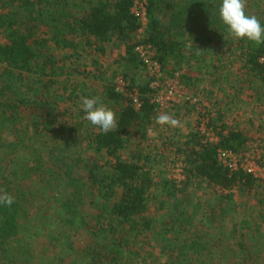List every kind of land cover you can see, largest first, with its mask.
<instances>
[{
	"label": "trees",
	"instance_id": "trees-1",
	"mask_svg": "<svg viewBox=\"0 0 264 264\" xmlns=\"http://www.w3.org/2000/svg\"><path fill=\"white\" fill-rule=\"evenodd\" d=\"M136 1L0 0V130L15 121L20 124L17 129L21 131V120L29 115L28 124L23 123L22 127L29 134L30 141L24 140L21 146L28 148L27 144H30L32 147V156L15 160L11 174L17 181L21 168L23 180L31 173L47 172L48 175L41 180L44 183L55 181L57 187L68 191L69 196L62 203L61 210L49 214L46 227L33 226L28 206L34 201L27 200L24 192L14 198L11 207L0 205V264H30L35 255L31 249L37 241L38 250L43 252L60 244L75 250L74 236L81 230H86L93 237L92 243L78 250L82 264H120L135 243L127 234L154 228L155 219L149 215V207L158 184L149 164L154 156L149 150L158 147L152 143L156 131L153 126L162 109L156 101L157 89L153 86L156 78L147 74L145 82L137 80L140 71L148 70L140 48L148 52L150 61L159 64L164 74L171 73L173 76L179 73L180 82L184 81V85L190 88L191 84L203 80L194 77L192 67L200 64L198 62H205L207 57L211 59L215 47L211 48L209 44H218L219 41L213 36L206 38V31L214 33L217 27L225 25L219 18L222 0H140L145 2L148 19L146 28L141 31V19L133 10ZM262 2L264 0H255L253 7L256 9L247 12L257 16L264 25ZM203 21L206 24L204 32H199L195 38L192 34ZM222 34L226 36L230 33ZM80 37L93 39L99 45L96 49L101 51L103 43H121L125 48V66L137 70L134 75L128 70L122 73L114 71L103 81L100 99L118 116L117 129L107 134L99 128L88 127L86 120L74 123L59 121L58 107L53 98L49 99L51 95L47 92L52 81L45 83L44 78L59 75L55 66L51 65L50 54H47L50 43L73 48ZM223 39V45H230L241 67L227 73L232 78L219 73L221 78H215L213 85L222 82L230 85L233 82L234 88L241 91L244 82L264 86V63L260 61L264 57V44L257 46L246 39ZM193 42L204 43V46L201 45L203 50L195 47ZM118 77L126 81L124 91L115 81ZM251 85L247 86L254 88ZM78 88L85 92L82 86H76L71 95ZM214 88L218 90V87ZM43 92L46 94L43 95ZM84 94L88 98L98 96L94 92ZM220 96V99L213 97L220 103L217 104L219 110L216 117L198 111L202 119H206V126L216 134V141L211 140L198 123L184 135L174 136L168 141L163 138L164 148H159L163 154L166 151L173 153L183 167L180 186L176 184V179H164L160 186L169 192V198L174 202L168 212L171 227L166 231L175 230L177 235L172 240L180 244L179 248L172 249L178 251L173 253L174 258L182 262L190 255L196 258L193 262L190 257L189 264H215L211 257L213 241L199 229L203 220L199 213L203 214L208 205L205 207L195 202L196 193L192 192V195L188 191L191 183L203 180L220 189L213 207L209 206L210 214L206 215L210 225L218 221V217L225 220L237 211L235 190L259 192L258 201L264 211V179L257 178L242 166L232 169L220 158L219 149L241 155L249 150L252 141L244 129L224 121L223 117L236 108V101L233 98L223 106L225 94L221 92ZM252 96L248 99L255 98ZM222 106L225 108L222 109ZM22 140L6 142L0 133V153H8ZM89 149L102 155V160H88L85 152ZM124 152L128 157L124 156ZM2 159H7V156L0 157ZM257 162L264 166L261 159ZM5 169L7 166L0 164L1 179L6 178ZM11 174L7 188L12 187ZM87 180L93 182L92 188L103 190L107 199L113 198L110 205L92 217L98 225L93 227L89 225L92 223L88 222L82 205ZM166 203L161 202L159 208L164 210ZM219 238L223 240L222 236ZM41 239H44L43 243ZM237 244L241 250L239 258L244 254L245 247L243 242ZM46 260L47 264L54 262L48 255ZM143 263L146 264V261Z\"/></svg>",
	"mask_w": 264,
	"mask_h": 264
},
{
	"label": "rangeland",
	"instance_id": "rangeland-1",
	"mask_svg": "<svg viewBox=\"0 0 264 264\" xmlns=\"http://www.w3.org/2000/svg\"><path fill=\"white\" fill-rule=\"evenodd\" d=\"M254 1L255 0H247V11L256 9L253 7ZM219 6H221V4ZM263 7L264 2H262V8ZM205 26L206 24L203 21L202 25L196 28L197 30L193 32L192 35L197 38L200 34L199 32H204ZM216 29L214 33L206 31L205 35L206 38L209 36L219 38L218 44H209L211 48L215 47V49H213L215 53L213 52L211 59L207 57L205 62H198L200 64L194 65L191 69L194 77H201L203 80H200V83L191 84L190 88L189 86H185L184 81L181 80L180 86H183L186 90L184 91V89L181 88L179 92L181 97L176 93L174 95V101L167 104V108H163L160 112V114L167 113L174 119L179 120L181 126L175 128L167 125L162 127L158 124L153 126V129L156 131L153 133L154 138L152 143L158 147H152L151 150H149V152L154 155L152 156L153 159L152 157L150 158L149 164L158 185L155 187L152 195L153 199L150 203L149 215L154 217L155 224L154 228L150 231L127 234V236H130L131 241L135 243L131 245V249L126 252L120 264H144V261H146V264H172L174 261V264H189L190 257L192 261L195 262L196 258H192L191 255L183 262L174 258L173 253L178 251H173L172 249L179 248L180 244L175 243L172 237H175L174 235L177 234L175 230L171 229L169 232H166L167 229L171 227L169 224L168 212L174 202L173 199L170 200L169 192H165L160 185L164 182V179H176V184L180 186L181 184L179 181L183 180V167L180 160L177 159L173 153H168L169 151H166L167 153L163 154L159 148H164V139L168 141V139L174 136L178 135L179 137L184 135L198 126V123H200V128L207 131L204 126L206 119L203 120L199 112L216 117V114L218 115L217 111L219 110L217 104H220L216 99L221 98V92L222 95L225 94L224 103L233 98H235L236 101V108L234 107L231 113L229 112L223 117L224 121L230 125L241 127L252 137L249 150L237 156H233L235 153L233 154L229 150H224L225 154L222 155V160L230 163L234 161L245 168L250 166V168L257 172V177L264 176V170L260 169L259 166L261 164L257 162L261 159L264 163V86H258L256 82L252 85L250 81L249 83L244 82L241 84V86H243V91H241L234 88L233 82H231L230 85L226 82L213 85L215 78L216 80L221 78L219 73L232 78V76L227 73L231 69L240 66V62L236 60L234 51L231 49L230 45H223V38L228 37L233 41L235 37L231 34L226 36L222 34V32L226 33L228 31L226 26L223 28L217 27ZM76 40H78V43L73 48H64L63 46L50 43V47L47 51V54H50L53 60L51 65L55 66L59 74H54V76L53 74L47 75L44 78L45 83H47L46 81H52L50 86H48L47 92L51 95L49 99L53 98V102L58 107L57 119L66 123L85 121V113L82 110L81 104V98L85 97V92L87 94L94 92L101 98L103 81L108 79L114 71L122 73L124 70H128L127 72L131 75H134L137 71L136 69H132V67L125 66V48L121 43L117 41L114 43H103L104 45L101 51L96 49L99 45L95 43L93 39L88 40L87 37H80ZM193 43L199 50H203L201 45L204 46V43ZM218 69L220 70L218 71ZM147 74L146 70L140 71V73L137 74L138 82H145ZM214 74L216 77L213 78L212 76ZM172 80L173 77L171 73L165 74V77L162 78L163 84L167 87L174 86ZM247 85H251L254 88L248 87ZM76 86H82L85 92H82L81 89L78 88V91L71 95L72 92L74 93ZM214 86L218 87V90H215ZM217 91L219 92L218 94H216ZM184 92L186 93L185 95ZM231 93H233L232 96ZM45 94L46 92H43V95ZM211 94L216 99H214ZM252 95H254L255 98L248 99L249 96L253 97ZM195 96L199 97L198 105L190 104L188 101V97L193 99ZM260 103L263 105H260ZM237 107H240L238 111ZM28 116L29 115H25L23 120H21V131L17 129L20 124H17L15 121L10 123V126L6 129L0 130L6 142L16 143L23 138L21 144L16 148H11L6 154L3 152L0 153V157L2 158L5 155L7 156V159L0 160L1 165L7 166V169H5L6 178L1 179L2 177L0 176V189L9 193L14 198L19 197L20 194L24 192L27 196V200L29 198L33 199L34 203L28 206V214H30L29 216L32 219V224L35 227H46L49 214L55 213L56 210H61L62 203L67 201L69 196L68 191H65L64 188L60 186L57 187L55 181L52 183H46L45 181L44 183V181L41 180L48 175L47 172L45 174H40L39 172L31 173L29 178L23 180V168H21L19 169L20 177L17 181L11 174V170L15 165V160L18 161V159H23L25 156L27 158L32 156V147H30V144H27L29 145L28 148H23V146H21L24 140L30 141L29 134L25 133L22 127L23 123L28 124V120L30 119ZM87 126L97 128L89 121H87ZM169 134L171 137H169ZM209 137L214 138V134H209ZM44 139L49 140V138ZM36 144L39 146V143ZM155 152L158 154L155 155ZM230 153L233 155H230ZM85 156L88 160L93 162L101 161L103 158L102 155L94 153L91 149L86 150ZM124 156L128 157L127 152H124ZM163 156L167 157L164 159ZM261 168L264 169V166L261 165ZM9 173L11 174L12 187L7 188ZM92 183L93 182L88 180L86 181V188L84 187L86 192H84V201H82L84 213L87 215L88 222L92 223L89 224L91 227L97 225L92 217L98 215L99 210L107 207L106 205H110V203L113 202V198L107 199L104 196L103 190L100 191L95 187L92 188ZM189 189L188 191H190L192 195L193 193L197 195L194 197L195 202L202 203L205 207L208 205L203 210V214L199 213L203 219L200 221L201 227H199V229L213 241L211 244V250L213 251V256L211 257L214 259L213 262L215 264H264V211L258 201L260 193L255 191L248 193L246 191L241 192L235 190L234 200L237 205V211L228 215L225 220L218 217V221L210 225V220L206 215L210 214L208 211L209 206L211 205V207H213V203L216 201L220 189L215 188L213 185L203 180L194 181L193 185L192 183L190 184ZM161 202H167V207L164 210L159 208ZM85 231L86 230H81V232H78L74 236L75 250L60 244L58 247L43 252L42 250H38L37 246L39 243L37 241L35 247L31 249L35 255L30 264H47L46 255L54 260L52 264H82L80 260L81 256L78 255V250L85 244L93 242V237ZM172 231H174V233H172ZM235 232H237V235H235ZM185 234H188V232H185ZM220 236H222V241L219 238ZM202 240L204 239L202 238ZM40 241L43 243L44 239ZM241 242H243L245 247L243 249L244 254H241L238 258L239 251L241 252V250H239L237 243Z\"/></svg>",
	"mask_w": 264,
	"mask_h": 264
},
{
	"label": "clouds",
	"instance_id": "clouds-1",
	"mask_svg": "<svg viewBox=\"0 0 264 264\" xmlns=\"http://www.w3.org/2000/svg\"><path fill=\"white\" fill-rule=\"evenodd\" d=\"M219 18L227 27L228 32L237 39H246L257 46L264 44V25L255 15L247 12V0H222L219 7ZM84 119L99 128L104 134L114 131L118 127L116 112L107 107L100 97H82ZM160 126L180 127L181 122L167 113H161L155 118ZM15 202L12 195L0 189V205L11 207Z\"/></svg>",
	"mask_w": 264,
	"mask_h": 264
},
{
	"label": "built area",
	"instance_id": "built-area-1",
	"mask_svg": "<svg viewBox=\"0 0 264 264\" xmlns=\"http://www.w3.org/2000/svg\"><path fill=\"white\" fill-rule=\"evenodd\" d=\"M145 2L137 0L136 1V6L133 9L134 12L136 13V15H138L141 19L142 22V30L144 31V29L147 26L148 23V19L146 16V7H145ZM140 51L142 53V56L145 58L147 65H148V70L147 73L148 75H150V77H154L156 78V81L153 83V86L155 89H157V93H156V101L159 103V106L161 107V109L165 108L167 106V104L171 103L172 101H174V95L177 93V95L179 97H181L179 95V92L181 91V88L184 89V91L186 90L183 86H180V79H179V73H175L172 77L173 80L172 82L174 83V86H165L163 84L162 78L165 77L164 72L162 71V68L159 66V64L155 63L154 61H150V56L148 54L147 51H145L144 49L140 48ZM260 61L262 63H264V57L260 59ZM117 82V85L121 87V90H125V84L126 81H123L121 79V77L116 78L115 80ZM186 93L184 92V95ZM198 100L197 98H193L191 99L190 97H188V101L190 102V104H196L198 105ZM137 103V101H136ZM178 103V102H177ZM167 108V107H166ZM204 126L206 127L207 131H204L202 128L201 130L206 133V135L209 137V134L213 133L214 134V138L209 137L211 140L216 141V134L206 126V123L204 124ZM231 152V151H230ZM233 153V152H232ZM232 153H230V155H233ZM225 154V151L222 149H219V155L220 158L222 157V155ZM227 154V153H226ZM233 156H237V155H233ZM222 159V158H221ZM224 161V160H223ZM225 162V161H224ZM230 168L232 169H237L239 166H242L236 162L233 161V163L231 162H225ZM243 167V166H242ZM260 169L264 170L263 168H261V166H259ZM245 170H247L248 172L254 174L257 177V172L255 170H253L252 168H250V166L248 168L243 167ZM257 178H261L264 179V176H259Z\"/></svg>",
	"mask_w": 264,
	"mask_h": 264
},
{
	"label": "crops",
	"instance_id": "crops-1",
	"mask_svg": "<svg viewBox=\"0 0 264 264\" xmlns=\"http://www.w3.org/2000/svg\"><path fill=\"white\" fill-rule=\"evenodd\" d=\"M224 105H225V103L223 104V106H224ZM223 106H222V109H224V108H225V107H223ZM231 112H232V111H231ZM231 112H230V113H231Z\"/></svg>",
	"mask_w": 264,
	"mask_h": 264
}]
</instances>
